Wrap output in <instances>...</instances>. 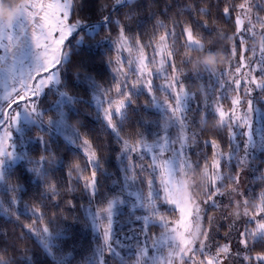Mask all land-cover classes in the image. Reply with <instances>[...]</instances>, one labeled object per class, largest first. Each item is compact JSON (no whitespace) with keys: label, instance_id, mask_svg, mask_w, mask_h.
Instances as JSON below:
<instances>
[{"label":"trees","instance_id":"obj_1","mask_svg":"<svg viewBox=\"0 0 264 264\" xmlns=\"http://www.w3.org/2000/svg\"><path fill=\"white\" fill-rule=\"evenodd\" d=\"M21 1L0 0L2 12L12 11ZM246 2L251 3L253 23L259 28L257 17L264 18V0H138L139 7L136 9L134 18L124 29L122 38L120 26L125 22L127 8L113 11L111 13L113 23L106 27L100 23V17L107 15L108 11L105 10L101 13L100 8L102 5H114L115 0H82L81 7L75 9L74 15L69 19L75 21L83 18L86 24L81 25L68 37L66 45L69 50V58L63 65L61 84L58 85V88L49 87L42 97L41 103L44 105L54 104L59 107V92L64 89L69 90L73 99L69 103H64V108L60 107L65 113L66 121L79 127L81 139L76 140L71 129L67 135H72L74 143L80 145L84 139L89 140L91 148L97 152L99 163L103 165L102 168L98 167L96 198L93 199L84 188V177L90 175L87 158L79 147L64 137L66 130H63V133L54 130L45 132L37 125L26 128L23 131L24 137L27 138L25 156L22 160L4 167L6 179L0 180L2 205L0 208V254H4L11 264H94L95 256L98 254L97 249L103 245V228L106 227L107 219L102 215L96 225L90 213L99 212V214L106 215L103 209L107 207V200L119 197L113 208H116L115 215H112V235L114 237H119L122 233L130 231L129 225L134 222L133 217L136 214H149L148 210L141 209L139 202L133 201L129 193L139 191L144 198V203L147 204L148 187L143 181L155 175L156 182L152 190L154 193L160 192L158 171L155 174L150 170L130 172V176L138 177L130 181V186L129 182L125 180L126 165H134L138 169L140 164L152 163L153 156L163 159L170 158L171 152L167 150L162 157L160 156L159 147L154 145L156 140L154 134L159 131L161 136L167 135L171 140L176 141L180 135L179 123L170 124L171 129L175 130H160L162 128L160 112L154 106L150 108L143 106L146 102L151 104L149 94L145 92L144 87L134 81L132 76L129 82L130 75L125 76L126 73L122 76L119 75V80L115 78L113 67L116 53L108 43L102 41V37H108L112 42L122 38L128 44L141 43L145 47L152 46L160 36L165 34L170 39L168 42V52L172 53L169 56L170 68L173 70L172 65L174 64L178 72L182 68V71L186 73V75H181L180 79L186 88L196 93L195 98L200 106L198 110H189L185 114L187 117L185 135L188 137L189 143L195 136L197 144L188 153L192 166L182 169L183 173L181 170V175L176 178H180L190 187L187 188V194L191 205L193 207L199 205L203 211L201 218L203 229L195 243L194 251L183 258L178 252L175 263L208 264L209 260H213L214 264H224L225 260L223 259L226 258V261H230L231 256L238 261L230 264H260L255 256L264 254V240L253 241L251 236L248 237V249L243 246L242 252L245 257H248L244 263L241 258L236 257L235 250L232 254L223 253L224 258L221 259L222 257L219 256L217 260V256L212 253L213 249L215 248L218 252L221 247L227 245L221 242L228 231V225L222 216L226 214L227 209H229L228 212H231L234 204H226V197L217 199V204L220 205L217 208L204 203L207 199L204 191L208 183L205 165L208 167L209 174H212L214 153H228L230 143H235V141H230L227 124L221 126L218 123L219 117L214 113V109L219 106L224 109L223 101L228 103L234 95L243 96V87L240 92L232 90L228 93L227 90H224L226 85L224 83H221L222 87L216 85L215 80L223 79L224 71L226 69L230 71L232 67H235L233 63L230 66L228 61L233 44L230 37L235 32V18L240 11L238 6ZM225 7L230 9L229 16L224 14ZM200 9L205 11L201 12ZM91 24H97V28L93 33H88L85 26ZM186 24L193 27L194 34L204 45L203 49H188L186 47V34L183 33ZM245 39L249 48L256 47L254 36L252 39L247 37ZM262 45H264V41H262ZM237 50V57L233 58L231 62L239 57L238 44ZM209 51L219 52L221 56L218 66L219 74L211 81L209 72L193 66L196 57ZM245 55L252 54L249 52ZM79 66H84L106 92L112 91L117 82L120 84L122 77L125 76L128 87L124 91L132 93L135 103L125 109L123 117L118 114L113 116V120L117 124V131L122 139L130 142V145H135L140 134L143 133L148 144L153 145L152 150L138 147L137 152L129 153L128 157L130 158H127V154L121 151L115 133L107 127L101 109L91 101L93 83L85 77L84 73L76 75L75 69ZM223 66L225 67L222 68ZM201 74L202 78H195ZM257 75L259 74L257 73ZM134 84L135 88H133ZM154 88L157 90L156 87ZM56 111L55 107L49 106L45 110V114L48 113L52 116ZM241 131L238 128L235 130L238 137ZM38 136L49 140V150L58 157V162H53L46 170L42 169V173L47 174L46 181L52 185L47 189L42 174L32 170L35 160L41 154L47 155L43 152L44 145L40 143ZM211 140L217 142L215 148L210 143H204ZM220 159V172L225 177L223 184L226 186L222 190L227 191L234 187L227 177L234 175L240 169L236 166L235 157L231 164L227 162L226 156L220 157ZM254 159L256 163L250 164V167L243 171L247 174L248 179L247 186L240 197L242 203L240 201L239 205L241 208L245 206V209L256 211L254 204L258 203L260 197L264 195V152L258 151ZM75 164H79V168H76ZM121 181L124 183L121 184ZM15 183L18 188L16 192H13L12 186ZM13 196L17 197L16 204L12 203ZM157 207L159 213L164 215L169 222V228L177 226V222L181 221L179 208L163 204L162 201L157 202ZM33 209H37V211L34 212ZM137 211L139 212L137 213ZM240 211L237 209V223L234 227L239 231L242 228L243 230L254 229L255 223L239 221V217L242 216ZM213 215H217L215 221H219L216 228L213 226ZM260 218L261 216H257V220ZM245 220H247L246 217ZM191 222L190 220L189 223L191 224ZM45 225L50 228H55L58 225L55 232L46 234L47 248L28 227L40 230ZM149 225V237H160L165 232L164 227L154 219L149 220ZM214 228L218 231L216 234L213 233ZM99 232L102 237L98 235ZM205 232L207 236L204 235ZM201 242L207 246L203 251L200 250ZM142 247L143 244L138 245L133 242L126 243L123 248L118 249L124 264H145L142 257L137 260V253ZM25 249L28 251L27 257L24 256ZM173 250L172 258L176 256L175 250L179 251V248ZM105 254L107 258L106 249ZM120 257L109 258L110 264H120Z\"/></svg>","mask_w":264,"mask_h":264},{"label":"snow or ice","instance_id":"obj_2","mask_svg":"<svg viewBox=\"0 0 264 264\" xmlns=\"http://www.w3.org/2000/svg\"><path fill=\"white\" fill-rule=\"evenodd\" d=\"M82 0H50L45 6L43 0H23L20 3L19 9L15 15L14 20L7 27H0V47H3L6 53L10 54L12 60V67L10 69H3L7 72V78H10L13 83L12 85L5 84V100L7 102V109L12 110L13 105L16 106L14 114L8 113L7 117L4 111H0V126H3L6 122L10 121L15 126V131L18 129L21 117L25 120H32L40 124L42 131L48 132V129L55 126L59 129L61 126L64 129H71V133L75 135L76 140L81 139L79 127L73 126L70 122L66 121L65 113L61 109L57 113V119L54 121L53 116H48L47 120H44V113L39 111V100L41 95L44 93L46 88L50 85L61 84V73L63 71V65L69 58V50L66 45L68 37L72 35L77 28L81 25L86 24L83 18L76 19L72 23H66L70 16H73L74 10L81 7ZM139 7L138 0H115L114 5H102L100 12L103 13L105 10L108 11L107 15H101L100 23L106 27L113 23L111 13L117 11L120 8H127L128 12L125 14V22L120 26L121 37L123 38L124 29L128 26L129 22L134 18L136 9ZM242 11L246 10V14L243 18L238 14L235 18V32L230 37L233 41L230 49V55L228 57L229 65L231 66V60L237 57V44L239 45V57L238 63L234 68L235 74H240L244 79L236 78L235 75L232 79V85L234 90L240 92L243 87V96H237L232 99V110L230 113H226L222 107L214 109V113L218 115V123L221 126H225V116H229L230 121H238V125L242 131L239 133V137L235 132L232 123H228L226 126L229 129L230 151L228 153H214L212 168L214 171L209 174L207 169V186L204 191V195L207 199L204 203L210 207L217 208L220 205L217 204V199H222L226 196L224 189L226 186L223 184L225 177L220 172L221 159L220 157H227V162L231 164L235 157L236 166L240 170L234 175H230L227 179L234 186L233 191H236L238 195H243L239 191L240 176L244 169L249 168L250 164L256 163L254 157L250 156V151L258 149L264 152V45H259V53L257 56V48H249L246 45V37L252 39L254 33H256V24L253 23L251 15L252 5L242 3L238 6ZM29 9H37V11H30ZM47 9V10H46ZM201 12L205 11L200 9ZM43 12V16L39 13ZM225 16L230 15L229 7L224 8ZM39 17V20L37 19ZM259 22L260 33L264 34V18L257 17ZM42 21V22H40ZM31 26V36L29 38V27ZM207 27V25H204ZM39 29V32L37 31ZM56 33V37L53 36ZM183 33L186 34V47L188 49H203L204 45L201 40L193 32V27L186 24L183 28ZM171 34V33H170ZM6 38L10 42V47L3 44V40ZM104 40H108V37H102ZM161 41L164 40L162 36ZM14 42V43H13ZM251 53L252 55L247 56L245 53ZM168 56L172 53L168 52ZM7 56H0V61H6ZM27 66L25 68V64ZM165 63L164 59H161L160 64L163 66ZM139 70L144 72L147 70V66L144 63L143 52L141 51L138 57ZM17 65L19 66L17 68ZM173 75L168 79L167 87L171 89V94L174 97V104L169 102L167 99L163 103L157 102L156 98L152 97V103L146 102L144 107L158 106L162 109L163 114L170 120L179 123L180 135L178 141L171 140L167 135L161 136L159 131L154 135L156 140L154 145L159 147V153L162 157L165 150L171 152V157L163 159L157 156L152 157V163L140 164L138 166L126 165L125 169V180L129 182L137 179L138 177L130 176L129 173L133 171L143 172L150 170L151 173L155 174L158 171L159 184L161 185L160 192H153L152 187L155 180V175L147 178L143 182L148 187L147 199L148 203H144V198L139 191L134 193L130 192L129 196L132 197L134 202H139L141 209L148 210V215H138L133 217V223L129 225L130 231L122 233L119 237L112 235V215L113 208L117 204L119 197H115L107 200V207L103 211L107 214V225L103 228V245L97 249V255L95 256L94 264H110L109 258L120 257L118 249L123 248L126 243L135 244H147L150 239L148 229L150 227L149 220L154 219L160 223L166 230L169 246L174 245L179 248V254L183 256L194 251L192 245L196 240L198 234H200V226L198 223L200 208L196 205L197 224L195 229L190 231V226L184 221V217L191 215L190 210L185 205L184 200L175 196L176 192L182 189V185H179L176 181V176L181 173L182 169H187L192 166L190 162L191 152L196 144L195 136L192 137L191 143H189L188 137L185 135V120L187 119L185 113L190 110L189 104L195 99L196 93L187 90L185 84L181 81L180 76L186 75L182 71V68L177 71L175 65H172ZM242 69H246L244 72ZM18 73V74H17ZM45 73V75H41ZM75 73L79 76L84 73L85 77L88 78L93 84V96L92 99H96L97 95L101 93V86L98 81H95L92 74L87 71L84 66H79L75 69ZM257 73L259 75H257ZM219 74V70L209 74V80H213ZM195 78H202V74ZM35 81V83H32ZM216 85L223 86L220 84L219 79L215 80ZM19 84V90L16 85ZM178 86V90H177ZM212 86L211 84L209 85ZM136 85H133L135 88ZM10 88V91L8 90ZM204 86L202 85V89ZM115 91L118 94V99H108V106L103 108L104 119L107 127L111 129L117 138V142L121 146V151L127 154L136 153L137 148L152 150L153 145H149L145 135L140 134V138L136 141L135 145H130V142L126 139H122L117 131V124L113 120V116L118 114L121 117L124 116V111L127 107L132 106L135 101L132 99V93L123 91L120 85H116ZM148 93L152 92L151 81H148L147 87ZM13 93L15 96H13ZM23 93V94H22ZM30 93V95H28ZM255 93V95H254ZM106 95V93H104ZM207 95V94H205ZM60 97H67L72 100V96L69 90L64 89L59 92ZM21 102H23V108H21ZM238 105H243V114L237 116L235 108ZM98 107L100 105H97ZM198 110V109H197ZM253 115L256 116V122H259L261 127L257 129L253 124ZM159 127V125H157ZM165 129L168 127V123H165ZM13 133L7 132L6 136L8 139L12 138ZM42 145H44L43 152L47 155L41 154L38 159L32 164V170L38 174H42L45 188H50V185L46 181L47 174L42 173V169H47L53 162H58V157L49 150V140H45L43 136L37 137ZM68 139L72 141V135H69ZM75 142V141H73ZM178 143V146H177ZM205 144L210 143L213 148L217 146L215 140L205 141ZM83 145L88 146L87 162L90 166V175L84 177L85 179V190L88 194L95 199L98 187V167L102 168L103 165L99 163L100 159L97 152L91 148V142L87 139L83 140ZM11 150L4 147V139L0 137V180H5V174L3 171L4 157L12 158L15 154V145L12 143L10 146ZM242 154V155H240ZM79 168V164L74 165ZM124 181H121L123 184ZM131 186V184H130ZM18 185L15 183L12 186V191L16 192ZM162 193V195H161ZM162 201L163 204L173 205L179 208L181 213V221L177 222L176 227L169 228V222L166 217L159 213L157 202ZM12 203H17V197H12ZM70 203V202H69ZM256 211L253 214L245 211V217H247V223H255L254 229H245L239 233V243L244 246L245 249L249 247L248 237L251 236L252 240H264V195L260 197L258 203L254 204ZM37 211V209H33ZM139 211H137L138 213ZM99 215V212L95 214V217ZM257 216H261L257 220ZM51 223V221H50ZM183 224V231L179 230V225ZM97 225V219H96ZM30 231H33L35 235L43 242L45 248L48 246L46 234L53 233L57 230L58 225L55 228H50L45 225L40 230H35L31 226H28ZM207 236V233H204ZM161 240H152V246L155 247L161 243ZM207 246L201 242L200 250L203 251ZM107 253V258L105 254ZM220 253H228V246L224 245L217 253V260ZM148 247H142L137 253V260L139 257H145V264L147 262ZM174 253L170 252L169 257ZM24 256H28V251L25 249ZM246 259L248 257H245ZM189 259L191 257L189 256ZM256 259L260 261V264H264V254H258ZM0 264H11L9 259H6L4 254H0ZM120 264H124L123 258L120 257ZM208 264H214L213 260H209Z\"/></svg>","mask_w":264,"mask_h":264},{"label":"rangeland","instance_id":"obj_3","mask_svg":"<svg viewBox=\"0 0 264 264\" xmlns=\"http://www.w3.org/2000/svg\"><path fill=\"white\" fill-rule=\"evenodd\" d=\"M23 0L20 2L22 3ZM45 6L50 2V0H43ZM20 3L12 10L9 12V20L10 22L5 25L2 22H0V27H7L9 24L12 23V21L15 18V15L19 9ZM246 4H250L249 2H246ZM30 11H37V9H29ZM47 10V9H46ZM43 12H40L39 15L43 16ZM246 14V10L242 11L240 9L239 11V15L241 16V18L244 17V15ZM0 15H3L2 9L0 7ZM252 18H253V13L251 12ZM37 19L39 20V17H37ZM42 22V21H40ZM74 21H70V19L68 21H66V23H72ZM97 28V24H91V25H86L85 29L86 32L88 33H93L95 31V29ZM37 31L39 32V29H37ZM256 31H259V28L256 27ZM254 33V40H256V42L258 41V45L256 46L257 48V53L256 55L259 56V45H262V41H264V34H261L260 31L259 33ZM29 38L31 36V26L29 27ZM56 33H53V36L56 37ZM164 37V40L161 41V37ZM159 37V39L152 45V46H145L143 47V45L141 43L138 44H133L130 43L128 44L126 40H123L122 38L117 39V41L112 42L111 39L108 40H104L102 39V41L108 43L115 51L116 53V61L114 63V67H113V73L115 78H120V76H122L124 73L125 76L130 75L129 77V82L132 76V79L134 81H136L138 84H141L144 87V90L146 93H148L147 91V87H148V81H151V87H152V92L148 93L149 97L151 99V103H152V97L154 96L157 100V102L159 103H163L165 99H167L169 102L174 104V97L171 94V89H169L167 87L168 85V79L173 75V70L170 68L169 62H170V58L167 55L168 53V42H170V39L167 37V35H162ZM14 43V42H13ZM3 44L6 46H11L10 42L4 38L3 40ZM247 44V43H246ZM141 51L143 52V56H144V63L147 66V70L144 72H141L139 70V64H138V57L140 56ZM0 56H7L8 59L6 61H0V111H4L5 115L7 117L8 113L11 112V114H14V112L17 110L16 106L13 105L12 110L7 109V102L5 100V84L7 85H12L13 81L10 78H7V72L3 71V69H10L12 67V60L10 57L9 53H6L3 47H0ZM161 59L165 60V63L163 64V66H161L160 61ZM234 64L235 66L238 63V58H236L235 60H233L231 62V64ZM126 64V66H125ZM27 66V62L25 64V68ZM19 66L17 65V68ZM225 66H223L222 68H224ZM230 68V66H229ZM234 68L232 67L230 69V71L227 69L224 71V77L223 79H219L220 84L224 83L226 85V87L224 88V90H227V92L229 93L230 91L234 90V85H232V79L233 76L235 75L236 78H240V79H244L243 76H241L240 74H235L234 73ZM118 71V73H117ZM242 71L246 72V69H242ZM18 74V73H17ZM135 74V75H133ZM41 75H45V73H42ZM120 75V76H119ZM125 76L122 77L121 82L119 84V82H117L116 85H120L122 90L124 91V89L126 90L127 84L125 81ZM241 76V77H240ZM32 83H35V81H32ZM94 85V84H93ZM114 86L112 91H108L106 92V90L101 86V93L97 95L96 99H92L93 96V90H92V94H91V101L97 106L100 105L99 108L102 111V115L104 117V113H103V108H106L108 106V99L109 97L111 99H118L119 96L115 91V87ZM17 89L19 90V84L16 85ZM49 87L52 88H58V85H50ZM157 88V90H155V88ZM48 88L45 89L44 93L41 95L40 100H39V111H42L44 113V120L46 121L48 116H50L48 113L45 114V110L48 109V107H55L56 108V112L55 115H52L54 117V121L55 119H57V113L59 110H61L64 105V103H69L71 100H69L67 97H60L59 96V107L55 106L54 104H50V105H44L41 103V99L42 97L46 94V90ZM94 89V88H93ZM140 89V88H139ZM138 89V90H139ZM10 91V88L8 89ZM177 90H178V86H177ZM190 92H193L192 90L188 89ZM59 92V91H58ZM106 93V95L104 94ZM23 94V93H22ZM28 95H30V93H28ZM13 96H15V94L13 93ZM237 97L236 95H234L229 101L228 103H225L223 101V107H224V111H226L227 113H230L232 110V99ZM61 106V107H60ZM216 106H219L218 104H216ZM98 107V106H97ZM159 112H160V118H162V120H160V124L162 126V128H160V130H175V129H171L170 124L175 123V121H170L164 114L161 108H159L158 106H154ZM199 106V102L198 100L195 98L193 101L190 102L189 104V108L190 110H197ZM220 107V106H219ZM226 107V108H225ZM21 108H23V102H21ZM64 108V107H63ZM243 109L244 106L243 105H238L235 108L236 111V115H242L243 114ZM188 113V112H186ZM185 113V114H186ZM165 123H168V127L167 129H165ZM177 123V122H176ZM228 123H232L234 130L240 129L242 130L238 125V121H230L229 120V116L226 115L225 116V124ZM253 124L254 127H256L257 129H259L261 127L259 122H256V116L253 115ZM32 125H37L40 127V124L38 122H33L32 120H25L24 117H21L20 122H19V126L18 129L15 131V126L11 124L10 121L6 122L3 126H0V137H2L4 139V147L7 148L8 150H11V148L9 147L12 143L15 145V154L14 156L10 159L7 156H5L4 159V164H3V169L6 166H10L20 160H22L25 156V151H26V144H27V138L24 137L23 135V131L26 128H29ZM175 126H177V124H175ZM54 130L56 132H61L63 133V130H66V135L64 137H66L68 139V131L69 129H64L62 126L58 129L55 126V123L53 124V126L51 128L48 129V131ZM7 132H12V138L8 139V137L6 136ZM69 140V139H68ZM178 141V138L177 140ZM74 145H76L77 147H79L81 149V151L85 154L86 158L88 156V146L87 145H80L77 143H74L73 140L71 141ZM178 146V145H177ZM147 150V149H146ZM259 150L256 149L254 151H250V155L251 157H254L255 155H257V152ZM150 152V151H148ZM159 153V150H158ZM156 153V154H158ZM155 155V153H154ZM242 155V154H240ZM183 173V170H182ZM243 173V172H242ZM241 173L240 176V183H239V191L241 193H243L244 188L247 186V179L248 176L247 174L244 172L243 174ZM181 173L179 175H177L176 177L180 176ZM177 183L178 181H181L180 178H175ZM1 182V181H0ZM191 184V182H189ZM179 185L181 184L183 187L179 192L175 193V196L177 198L183 199L185 205L182 206H186L190 212L193 211V214L191 215H187L184 217V221L186 223L189 224L190 226V231L195 229V226L197 224V215H196V206L193 207L191 205V201L190 198L187 194V188H190L189 186L186 185V183H183L181 181V183H178ZM161 187V185H160ZM233 189V188H232ZM232 189H229L227 191H225L226 193V204L229 203H233V209L231 210V212H228L229 209L226 210V214H224L222 216V219L224 220L225 223H227L228 225V231H226L225 237L223 238V240L221 242L229 245L228 246V252L232 254V252L235 250L236 253V257L237 258H241L242 262L244 263L246 261L245 255L243 254V245H241L239 243L240 240V236L239 233L243 232V228L242 230H237L236 227H234L237 223V209L241 212L242 216L239 217V221L240 220H244L247 222V220H245V211L247 210L248 212H250L249 214H253L255 212L254 209H245V206L243 208H241V206L239 205L240 201L242 203L241 200V196L242 195H238L236 191H233ZM162 195V193H161ZM206 200V199H205ZM1 199H0V208H1ZM202 207V206H201ZM203 208V207H202ZM255 208V207H254ZM91 210V209H89ZM116 212V208L113 209V214ZM97 212H92L90 213V216L92 218L93 221H95L96 224V219H97V223L98 220H100L102 218V215H104V213L99 214L97 217H95V214ZM115 215V214H114ZM203 215V211L200 208V212H199V218H198V223L200 226V233L201 230L203 229L202 227V222H201V218ZM217 215H213L212 220H214L213 226L216 228L218 222H216ZM247 218V217H246ZM192 221L191 224L189 223V221ZM216 222V223H215ZM100 225V224H99ZM107 225V223H106ZM176 227V226H173ZM171 228V227H170ZM207 229H209L208 227H206ZM205 228V229H206ZM214 228L213 233H217L218 231ZM179 230L183 231V224L179 225ZM102 234V233H101ZM98 235L100 237H102L100 235V232L98 233ZM200 237V234L197 235L196 240L194 241L192 248L194 249L195 243L198 241ZM103 238V237H102ZM156 239V240H161L162 242L157 244L155 247L152 246V240ZM148 247V254H147V262L149 264H176V257H177V253L179 251L175 250L176 256L172 258L169 257V253L170 252H174L173 249H177L174 245H172L171 247L169 246V241L167 238V234H166V230L165 232H163L160 237H150V239L147 241V244H143V247ZM235 247V248H234ZM240 248V249H239ZM242 248V249H241ZM214 251H212L213 254H215V256H217V250H215V248L213 249ZM239 250V251H238ZM241 251V252H240ZM211 252V251H210ZM220 257H222L221 259L224 258L223 253L219 254ZM143 259V262H145V257L141 256ZM257 257V255L255 256V258ZM230 261H226V258H224L223 260H225V263L228 262L229 264L232 262H235L237 259L233 258L230 256ZM238 261V260H237ZM224 263V264H225Z\"/></svg>","mask_w":264,"mask_h":264},{"label":"clouds","instance_id":"obj_4","mask_svg":"<svg viewBox=\"0 0 264 264\" xmlns=\"http://www.w3.org/2000/svg\"><path fill=\"white\" fill-rule=\"evenodd\" d=\"M0 22L7 25L9 20V12L4 11L3 15H0ZM258 45V41L255 42V46ZM221 62V56L219 52H207L199 55L195 58L194 67L201 70H206L209 73H214L218 70L219 63Z\"/></svg>","mask_w":264,"mask_h":264}]
</instances>
